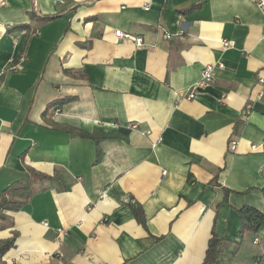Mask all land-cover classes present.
Segmentation results:
<instances>
[{
    "label": "crops",
    "instance_id": "0c3cea01",
    "mask_svg": "<svg viewBox=\"0 0 264 264\" xmlns=\"http://www.w3.org/2000/svg\"><path fill=\"white\" fill-rule=\"evenodd\" d=\"M259 77L254 0H0V196L31 170L55 179L0 211V242L17 237L4 262L203 264L215 229L216 264H257L264 225L241 235L238 210L264 214Z\"/></svg>",
    "mask_w": 264,
    "mask_h": 264
},
{
    "label": "trees",
    "instance_id": "16d2710c",
    "mask_svg": "<svg viewBox=\"0 0 264 264\" xmlns=\"http://www.w3.org/2000/svg\"><path fill=\"white\" fill-rule=\"evenodd\" d=\"M200 7V4H196L195 6L187 9L183 13L188 12L189 10H193L195 8ZM56 16H48L45 18V20H51L54 19ZM75 98L72 97H66L64 99H58L51 103H49L44 111V116H46L50 111H56L58 109H62L65 105L71 103L74 101ZM73 132H77V135L81 137H92V135H86L85 133L79 131L72 130ZM95 140H98L96 137H93ZM101 150H98L97 155V162L101 159ZM40 181H51L54 182L55 179L52 177H47L44 175H39L34 171H30L29 176L26 179L20 180L19 182H16L15 184L7 187L3 193L0 196V211L4 210H10V211H18L20 210L23 205L29 201V199L32 197L34 192V185L39 183ZM222 190L224 192V199L223 201H227V197L230 193V191L224 187H222ZM264 191V189H263ZM131 209L133 211V214L136 218V220L144 224L145 223V216L143 209L140 206H137L136 204H131ZM240 219L242 221L241 228L239 230L241 235L245 234H254L256 235L261 227L264 225V214L261 213L259 210L253 208V207H244L240 210H238ZM2 217V214H0V218ZM17 237L14 235L11 238H8L4 241L0 242V264H6L4 262V256L15 247ZM255 242V241H254ZM223 243H225L223 240H221L217 235L215 229L212 231V238L209 242V246L207 249L206 257L203 264H216L215 258L219 254ZM257 264H264V258H259L256 261Z\"/></svg>",
    "mask_w": 264,
    "mask_h": 264
},
{
    "label": "built area",
    "instance_id": "2783aa9c",
    "mask_svg": "<svg viewBox=\"0 0 264 264\" xmlns=\"http://www.w3.org/2000/svg\"><path fill=\"white\" fill-rule=\"evenodd\" d=\"M199 1L204 2L205 0H199ZM254 1L259 6V8H261L264 11V0H254ZM115 36L117 38L132 42L137 47H142L145 45L143 38L132 36L130 34L122 32L121 30H116ZM163 38L165 40H170L172 38V36L169 33L165 32ZM225 46H228V44L226 43ZM216 66L217 65H215V64L214 65L211 64V65H207L204 68L203 74H202V80L193 89L188 90V94H187L188 99H194L196 97L197 87H199L203 84L212 83L215 80V68H216ZM219 67L222 68L223 65L220 64ZM258 82L263 87V90L259 93V97L264 98V77H259ZM250 111H251V106H247V108L245 109L244 115L247 116L250 113ZM237 145H238L237 139L235 137L231 138V140L229 141V150L233 151V152L236 151ZM252 148L254 150L258 149L257 146H253ZM257 242H258V240L255 241V243H257Z\"/></svg>",
    "mask_w": 264,
    "mask_h": 264
}]
</instances>
